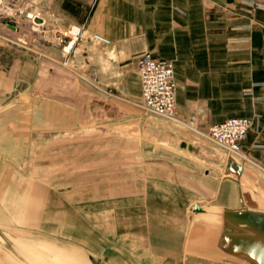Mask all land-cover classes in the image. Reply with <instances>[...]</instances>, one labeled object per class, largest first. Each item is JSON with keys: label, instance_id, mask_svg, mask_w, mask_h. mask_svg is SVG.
<instances>
[{"label": "crops", "instance_id": "0c3cea01", "mask_svg": "<svg viewBox=\"0 0 264 264\" xmlns=\"http://www.w3.org/2000/svg\"><path fill=\"white\" fill-rule=\"evenodd\" d=\"M50 5L62 30L80 27L107 37L119 55L107 72L97 53L92 55L99 81L95 106L114 110L113 92L128 76L135 78L133 88L123 90L140 95L133 71L150 52L174 65L177 115L195 117L206 127L249 117L253 127L242 141L246 157L230 168L231 177L199 167L184 152L147 151L133 135H119L118 123L49 124L61 132L57 156L85 162L78 164L83 174L73 181L63 177L54 189L61 215L46 202L47 217L57 218L63 236L47 249L46 264H261L247 243L264 250V231L252 218L264 216V8L247 12L240 0H51ZM76 130L79 135L71 137ZM1 158L0 183L14 194L15 216L33 205L36 218L37 183H23L21 172ZM71 223L78 225L75 243L65 239ZM21 254L13 253L14 264H21ZM26 254L29 264H38L36 255Z\"/></svg>", "mask_w": 264, "mask_h": 264}, {"label": "rangeland", "instance_id": "374dc122", "mask_svg": "<svg viewBox=\"0 0 264 264\" xmlns=\"http://www.w3.org/2000/svg\"><path fill=\"white\" fill-rule=\"evenodd\" d=\"M50 4L51 0H0V156L3 163L21 172L23 183H37L38 204L36 218L31 216V210L35 209L33 205L32 208L23 207L16 217L14 194L6 183H0V260L5 259L0 264H14L13 253L20 250L21 264L30 263L26 254L30 252L36 255L38 264H46L47 249L52 248V243L57 247L56 242L63 239L62 224L56 221L57 218L52 221L47 217L46 202L53 203L55 214L61 215V196L54 189H60L63 177L73 181L79 172L83 174L78 164L85 161L57 156L62 147L61 132H53L49 124L118 123L119 135H133L135 141L147 145V151L165 156L184 152L199 167L222 171L225 176H234L228 162L239 159L217 145L208 134L209 126L206 127L199 119L182 117L177 113L175 119L148 113L141 105L140 95H131L123 90L124 87L132 90L135 78L131 76L119 81L118 89L113 92L116 104L113 111L95 106L93 90L94 85L99 87V81L94 83L81 78L76 67L63 65V44L75 36L73 27L70 28V36L62 34L60 18L53 14ZM30 14L38 17L33 18ZM52 41H59L60 45ZM74 41L71 54L76 51L90 56L83 60L86 69L92 67L93 53L99 56L105 72L113 70L112 62L120 59L113 43L108 48L95 46L87 32L79 34ZM133 72L137 74L136 64ZM70 135L76 137L79 134L76 130ZM181 143L194 144L201 149L211 146L209 152L214 157L201 159L187 147L183 148ZM202 202L207 205L206 201ZM25 203L23 198V206ZM70 212L72 215V209ZM77 227L76 223L66 225V241L77 242Z\"/></svg>", "mask_w": 264, "mask_h": 264}, {"label": "built area", "instance_id": "2783aa9c", "mask_svg": "<svg viewBox=\"0 0 264 264\" xmlns=\"http://www.w3.org/2000/svg\"><path fill=\"white\" fill-rule=\"evenodd\" d=\"M240 3L247 6V12L264 8V1L260 0H240ZM62 34L70 36L72 34L71 29L64 31ZM79 34H84L80 27L74 39L78 38ZM74 39L63 44L62 53L65 58L63 65L70 68L76 67L75 70L79 77L84 79L89 77L94 83H97V70L86 69L85 66L84 61L88 58V55L85 52H82V54L76 51L71 54ZM90 40L93 45L102 48H108L112 45L110 39L97 33H92ZM52 43L60 45L59 41H52ZM83 55H85L84 58ZM136 69L141 87L142 107L153 115L175 119L178 80L173 63L170 60L157 58L150 52H146L138 59ZM252 127L253 120L251 118L236 116L219 123L210 124L208 134L226 153L237 155L240 159L246 157L242 141L247 137Z\"/></svg>", "mask_w": 264, "mask_h": 264}, {"label": "water", "instance_id": "95a60500", "mask_svg": "<svg viewBox=\"0 0 264 264\" xmlns=\"http://www.w3.org/2000/svg\"><path fill=\"white\" fill-rule=\"evenodd\" d=\"M182 146L187 147L191 151H197L196 147L192 145H187V143H182ZM228 167L232 168V161L228 163ZM195 208L199 209L200 207ZM252 218L261 226L264 231V216L261 214H254L252 215ZM247 248L258 256L259 260L261 261V264H264V250L261 247L247 243Z\"/></svg>", "mask_w": 264, "mask_h": 264}, {"label": "bare ground", "instance_id": "6f19581e", "mask_svg": "<svg viewBox=\"0 0 264 264\" xmlns=\"http://www.w3.org/2000/svg\"><path fill=\"white\" fill-rule=\"evenodd\" d=\"M30 16H32L33 18H37L38 17V15H35V14H30ZM31 17V18H32ZM38 25H40V22H38ZM77 33H78V30L77 29H75L74 31H73V34L76 36L77 35ZM110 110V109H109ZM113 111V110H112ZM111 111V112H112ZM99 114V113H98ZM173 141H174V139H173ZM176 141V140H175ZM178 142V141H177ZM187 145H192V146H194L195 147V145L194 144H187ZM177 148V147H176ZM196 148H197V151H196V154L199 156V157H201V159H205V158H207V159H213V157H214V154L213 153H210L209 152V148H211L212 149V147L210 146V147H208V148H206V149H201V147H199V146H196ZM214 148H215V146H214ZM218 152V151H217ZM220 152V151H219ZM209 153H210V155H209ZM217 154V153H216ZM218 155H219V153H218ZM220 155H222V154H220ZM226 156V155H225ZM227 157V156H226ZM236 158V157H235ZM206 159V160H207ZM224 159V158H223ZM230 161H232V167H234V168H236V167H240L241 166V164H240V161H239V159H230ZM229 161V162H230ZM222 162H224V161H222ZM227 162V161H226ZM228 162V163H229ZM226 164V163H225ZM219 166V165H218ZM223 169V168H222ZM233 169V168H232ZM204 209V208H203ZM204 211H205V209H204Z\"/></svg>", "mask_w": 264, "mask_h": 264}]
</instances>
